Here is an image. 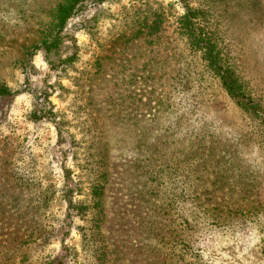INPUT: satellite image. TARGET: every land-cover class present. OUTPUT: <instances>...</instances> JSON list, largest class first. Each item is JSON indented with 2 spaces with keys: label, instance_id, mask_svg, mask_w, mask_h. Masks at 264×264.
<instances>
[{
  "label": "rangeland",
  "instance_id": "obj_1",
  "mask_svg": "<svg viewBox=\"0 0 264 264\" xmlns=\"http://www.w3.org/2000/svg\"><path fill=\"white\" fill-rule=\"evenodd\" d=\"M62 1L0 0V264H264V125L179 34L203 0L87 3L48 55ZM206 6L264 118V0Z\"/></svg>",
  "mask_w": 264,
  "mask_h": 264
},
{
  "label": "trees",
  "instance_id": "obj_2",
  "mask_svg": "<svg viewBox=\"0 0 264 264\" xmlns=\"http://www.w3.org/2000/svg\"><path fill=\"white\" fill-rule=\"evenodd\" d=\"M103 1L105 0H63L51 9L45 22L41 24L39 38L34 48L42 50L48 55H58L63 39L62 33L68 21L87 3L93 4ZM224 1L203 0L201 9L199 7L183 5L182 8H184V11L178 16L179 34L186 40L189 49L199 54V58L205 68L218 81L226 95L234 100L243 112L260 119L262 125H264V118L260 117V111L262 109L259 103H256L246 92L243 81L235 74L223 48L220 46L217 31L213 29L210 20H207L206 10H209V7L206 5L209 4V6H212V3L222 4ZM257 4H254L253 7H256ZM72 58L59 60L61 62H67L71 61ZM13 94L14 92H11L7 87L0 86V98L9 97ZM43 98L46 101V95L44 93ZM39 114L40 112L37 113L36 109L33 113V119L38 120L40 118ZM99 190L102 191L98 186H95L91 193L92 198L98 203L100 202V197L103 196V193H100Z\"/></svg>",
  "mask_w": 264,
  "mask_h": 264
}]
</instances>
